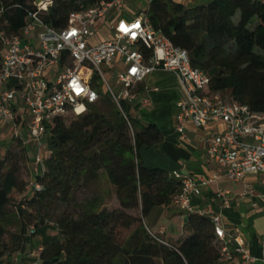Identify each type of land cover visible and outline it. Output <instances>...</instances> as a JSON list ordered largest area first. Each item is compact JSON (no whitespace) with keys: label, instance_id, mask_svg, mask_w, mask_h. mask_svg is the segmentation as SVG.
Listing matches in <instances>:
<instances>
[{"label":"trees","instance_id":"16d2710c","mask_svg":"<svg viewBox=\"0 0 264 264\" xmlns=\"http://www.w3.org/2000/svg\"><path fill=\"white\" fill-rule=\"evenodd\" d=\"M1 1L0 22L6 31L0 32V61L4 37H21L28 14L36 10L33 0ZM106 1L53 0L43 20L61 29L70 13ZM144 14L154 30L188 53L193 68L208 76L210 92L264 114V5L257 0H212L185 8L171 0H151ZM100 101L102 108L96 103L82 115L69 112L54 120L44 170L35 177L41 190L22 197L13 209L11 195L22 196L29 186L21 179L29 161L27 149L16 140V150L7 149L0 158L2 249L8 227H19L14 251L23 252L34 230L51 226L54 235L41 244V264H219L220 246L208 215L186 212V236L177 241L148 233L144 220L154 209L172 205L181 191L170 173L146 168L140 157L141 151L162 142V132L131 117L129 127L109 98ZM122 110L128 115L127 105ZM104 178L114 189L119 210L104 208L110 196L101 189ZM81 192L85 195L78 199ZM55 208L58 215L49 219ZM131 210H140V217L128 215ZM122 231L128 236L122 238Z\"/></svg>","mask_w":264,"mask_h":264},{"label":"built area","instance_id":"2783aa9c","mask_svg":"<svg viewBox=\"0 0 264 264\" xmlns=\"http://www.w3.org/2000/svg\"><path fill=\"white\" fill-rule=\"evenodd\" d=\"M257 1L264 5V0ZM51 4L35 6L33 0L36 10L28 14L22 36L4 37L0 61V126L9 127L12 137L23 146L35 144V177L43 173L41 142L44 137L49 139L56 118L69 112L76 116L84 114L89 105L102 98L96 89L103 85L106 97L130 127V115L123 112L122 105H127L129 112L136 107L150 109V100L140 98L138 89L149 76L166 72L174 76L183 94L175 118L178 135L185 137L188 124L196 130L219 126L205 141V157L215 172L208 178L172 172L181 186L172 205L210 217L220 246L219 264H231L234 257H240L245 264L255 263L242 237L226 231L219 215L194 210L190 202L222 178L239 183L246 176L255 175L264 185V114L251 112L227 95L210 92L208 76L191 66L185 50L174 47L154 30L145 14L124 18L126 0H108L72 12L61 29L50 28L43 20ZM100 26L106 27L110 36L96 41ZM113 83L117 84L116 89L112 88ZM24 125L25 137L21 135ZM28 188L30 192L41 190L35 180ZM248 193L245 191L242 196ZM216 196L227 209L228 193L218 191ZM261 199L264 203V192ZM42 249V245L37 247L32 262L16 264H41L38 256Z\"/></svg>","mask_w":264,"mask_h":264},{"label":"crops","instance_id":"0c3cea01","mask_svg":"<svg viewBox=\"0 0 264 264\" xmlns=\"http://www.w3.org/2000/svg\"><path fill=\"white\" fill-rule=\"evenodd\" d=\"M171 1L185 8H195L206 6L212 0ZM140 3L141 0H126V11L123 14L126 20L145 13L147 9L143 11L142 9H137ZM109 36L110 33L106 27L100 26L97 29L96 41H103L108 39ZM156 88L158 89L157 92L154 91ZM138 93L140 98L150 100L151 108L139 110L136 107L130 110V117L136 119L143 126L148 124L156 125L161 130L163 137L162 142L153 149L140 152L143 165L146 168L165 170L170 174L172 172H180L184 175H195L203 178L210 177L215 172V169L206 160L205 141L207 136L217 131L216 128H219V126H209L206 129L196 130L188 124L186 126L185 137L181 138L178 135L175 118L179 111L177 103L183 98V94L174 76L166 72H158L146 78L144 83L140 85ZM6 129L8 131L7 136L9 137V141H7L10 142L12 141V134H9V127L0 126L1 132ZM21 135L23 137L26 135L25 125L21 129ZM45 143L46 145L48 144V139ZM3 154L4 151L0 153V158ZM47 154L44 153L43 157L45 158ZM29 162L31 163L28 164L30 175L28 185L35 180V168L33 162ZM28 187L23 193V197L30 195ZM218 191L228 193L230 203L227 209L223 208L221 200L217 198L216 193ZM245 191L249 193L244 197L242 194ZM263 192L264 185L258 176L248 175L239 183H231L222 178L215 184L204 188L199 196L191 200L190 206L194 210H205L211 215H219L226 231L238 233L242 237L246 251L256 259L253 264H264V252L262 251L264 243V203L261 199ZM158 210L160 220L156 223L150 222L151 228L166 239L174 240L175 236L183 239L186 236L182 228L187 211L176 208L173 205L160 207ZM31 228L33 227L31 226ZM34 232L36 237H41L42 243L54 235L52 228L34 230ZM29 244H33V240H29L27 245ZM41 244L34 246V249L36 247V253L19 256L20 259H14V264L18 263L17 261H23V263L32 262L36 258L37 247ZM0 264H3L2 259L0 260ZM231 264L245 263L240 257H234Z\"/></svg>","mask_w":264,"mask_h":264},{"label":"rangeland","instance_id":"374dc122","mask_svg":"<svg viewBox=\"0 0 264 264\" xmlns=\"http://www.w3.org/2000/svg\"><path fill=\"white\" fill-rule=\"evenodd\" d=\"M1 1V0H0ZM2 1H5L6 3H10L12 0H2ZM1 1V2H2ZM79 1H82V0H77V2ZM139 1V0H137ZM28 4H31V2H28ZM139 8L137 9H142L143 10H146L148 8V0H141V3L138 5ZM126 10H124L125 12ZM139 11V10H138ZM5 23H2L0 22V32H5ZM118 86L116 83H113L112 84V88L113 89H116ZM97 93L99 94L100 97L102 98H106V95H107V91L103 88V85H98L97 87ZM99 102V101H98ZM97 102L96 106L102 108V101H100L99 103ZM9 134L11 135V132L9 131ZM8 135V131L7 129L6 130H2V132L0 131V153L5 151L8 149V150H16V145H17V142H16V139H14L12 137V141L8 142L9 141V137L7 136ZM8 140V141H7ZM45 141H47V137H44L41 144H42V155L44 153H48V148H47V145L45 143ZM7 142V143H6ZM9 143V144H8ZM8 145V146H7ZM35 144L34 143H29L26 147L27 149V154H28V157H29V161H32L33 162V158H34V152H35ZM4 155V154H3ZM3 155L1 157H3ZM31 162H27L25 166L22 167V171H21V179L25 182V183H29V180H30V175H29V167H28V164H30ZM31 167V166H30ZM100 186H101V189H105L107 191L110 192V196L108 198L105 199L104 201V208L109 210V211H113V210H119V204L117 202V199H116V196H115V193H114V189L112 187H110L108 184H107V181L104 179H102V181L100 182ZM26 191V190H25ZM85 195V192H81V193H78L77 194V198L78 199H81V197ZM22 197H23V194L22 196L21 195H18L16 193L12 194L11 195V202H10V208L11 209L13 206H17L21 201H22ZM13 209V208H12ZM54 211V212H53ZM53 213H50L49 214V219H52L54 220L56 215H58V212H56V208L55 210L53 209ZM158 208H156L154 210V212H152L151 215H149L145 220V224L148 228V231L150 233H153V234H156V235H161L159 234L157 231L155 232V230H153L151 228V225H150V222H153V223H156L160 220V216H159V212H158ZM127 214L130 215V216H133V217H136V218H139L140 217V210H131V211H127ZM178 219H180V217H178ZM31 226H35L34 223H31L29 225V227ZM51 226H48V229L50 228ZM29 230V229H28ZM20 233V229L19 227H8L7 228V234L6 236L3 237L2 239V243L3 245H5V248L4 250L2 249V247L0 246V252L3 253V257H2V262L3 264H14L15 261L14 259H17L19 258V256H23V255H31L32 253H36V247L34 249V246L36 245H39L42 243V239L41 237H36L34 236L32 238L33 240V244H29V245H26L25 249L23 252H15L14 249H15V243H14V239L13 237H15L16 235H19ZM129 234V232L127 231H122L121 232V237L122 238H125L127 237ZM163 236V235H162ZM161 236V237H162ZM165 238V237H164ZM166 239V238H165ZM179 237L178 236H175L174 237V240H178ZM32 245V247H31ZM20 254V255H18ZM37 256V255H35ZM20 259V258H19ZM13 260V261H12ZM12 261V262H11ZM18 263H23V261H17Z\"/></svg>","mask_w":264,"mask_h":264},{"label":"water","instance_id":"95a60500","mask_svg":"<svg viewBox=\"0 0 264 264\" xmlns=\"http://www.w3.org/2000/svg\"><path fill=\"white\" fill-rule=\"evenodd\" d=\"M52 2L53 0H34V5L35 6L45 5L46 7H48Z\"/></svg>","mask_w":264,"mask_h":264}]
</instances>
